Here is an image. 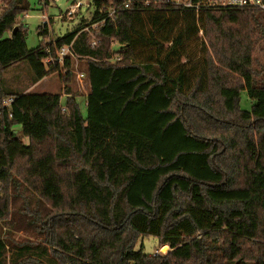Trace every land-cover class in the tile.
I'll return each instance as SVG.
<instances>
[{
	"label": "trees",
	"instance_id": "trees-1",
	"mask_svg": "<svg viewBox=\"0 0 264 264\" xmlns=\"http://www.w3.org/2000/svg\"><path fill=\"white\" fill-rule=\"evenodd\" d=\"M125 1L93 0L91 21L53 42L40 27L29 50L18 18L30 4L0 0V101L13 98L0 115V264H264L260 12ZM67 45L84 62L86 117L71 60L56 62ZM23 62L35 84L66 71L63 92H6ZM31 231L38 253L13 238ZM148 237L169 252L137 251Z\"/></svg>",
	"mask_w": 264,
	"mask_h": 264
},
{
	"label": "rangeland",
	"instance_id": "rangeland-1",
	"mask_svg": "<svg viewBox=\"0 0 264 264\" xmlns=\"http://www.w3.org/2000/svg\"><path fill=\"white\" fill-rule=\"evenodd\" d=\"M27 1L30 4L31 10L29 13L20 16L18 21L22 27L26 29V42L29 50H34L39 47L41 41L43 40L39 35V28L42 26L44 20L49 21V39H47L49 43L50 41L53 42L56 39L64 37L78 29L83 19L90 22L96 11V7L92 3L93 0H52L51 4H49L46 8L42 5V0ZM78 3H81L79 9L75 7ZM70 11H74L73 14L67 15ZM257 15L259 17H257L258 21L255 27V50L253 59L255 61V68L260 74L256 80L260 82L262 78H264V15L261 13ZM71 63L73 69L71 89L74 96L78 97L77 102L80 106L82 115L86 117V97L89 93V83L87 78L82 81H79L78 79V75L80 73H84V62L76 58ZM65 75L66 71H62V73H54L35 84L33 82V74L29 64L23 62L17 66L9 68L6 71L3 75V88L6 92L25 93L28 95L60 94L64 90L60 77ZM63 102H65V100H63ZM251 105L252 102H250L246 93L243 92L241 94V107L244 110H250ZM17 135L19 138H22L26 144L28 143V140L23 138L22 132L19 128H17ZM0 232H2L3 236L7 233L5 228L2 229V227H0ZM13 238L17 243H25L28 241L36 243L32 253H38L43 247H45L41 240L43 237H40L39 234L34 231L29 233H15ZM164 247L157 251V239L154 237H148L138 241L136 250H142V252L147 256H154L155 254L166 255L169 250L163 253Z\"/></svg>",
	"mask_w": 264,
	"mask_h": 264
},
{
	"label": "built area",
	"instance_id": "built-area-1",
	"mask_svg": "<svg viewBox=\"0 0 264 264\" xmlns=\"http://www.w3.org/2000/svg\"><path fill=\"white\" fill-rule=\"evenodd\" d=\"M144 1L145 5H149L151 0H126L125 3L123 4V8H129L131 5H133L136 2ZM168 2L175 3L177 6H183L188 9H193L195 11H199L200 9H209V10H215V9H228V10H240V11H258L264 15V0H203L200 4L198 5H192L190 2H184V0H167ZM81 3H78L75 7L78 9L80 8ZM73 10V9H72ZM74 12V11H73ZM72 11L68 12L67 15L73 14ZM116 12L113 11L111 14H109L108 18L112 17ZM46 26H49V21L44 20L42 23V28H45ZM95 46V43H92V47ZM77 57L74 55L73 50H72V45H67L63 48H61L57 52V64H59L61 67H63L65 60L69 59L71 62L75 60ZM54 60L47 59L44 64L46 66H49L53 64ZM79 81H82L83 79L87 78L85 73H80L78 75ZM13 103V98H5L0 101V115L3 110L8 109L11 107ZM1 191V187H0ZM0 197H1V192H0ZM1 220H0V227L1 225ZM6 230V229H5Z\"/></svg>",
	"mask_w": 264,
	"mask_h": 264
},
{
	"label": "water",
	"instance_id": "water-1",
	"mask_svg": "<svg viewBox=\"0 0 264 264\" xmlns=\"http://www.w3.org/2000/svg\"><path fill=\"white\" fill-rule=\"evenodd\" d=\"M165 248H168V247H164L163 249H165ZM168 250H169V248H168Z\"/></svg>",
	"mask_w": 264,
	"mask_h": 264
}]
</instances>
